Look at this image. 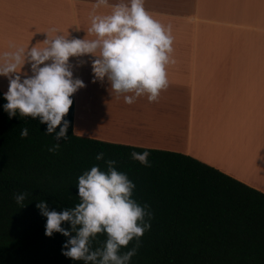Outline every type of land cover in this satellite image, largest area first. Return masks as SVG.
I'll use <instances>...</instances> for the list:
<instances>
[{
	"label": "crops",
	"instance_id": "crops-1",
	"mask_svg": "<svg viewBox=\"0 0 264 264\" xmlns=\"http://www.w3.org/2000/svg\"><path fill=\"white\" fill-rule=\"evenodd\" d=\"M94 4L0 0V54L42 42L53 29L69 38H93L87 34L91 15L110 11ZM145 7L172 29L175 62L167 66V88L154 102L141 96L127 104L106 78H94L89 57H70L73 65L78 59L87 61L73 69L74 77L85 83L74 93L75 134L182 153L264 193V128L254 135L257 142H251L245 157L250 173L224 163L211 148L215 143L210 136L233 132L242 116L253 131L264 124V0H145ZM24 71L31 74L28 65ZM8 86V78L0 76L3 93Z\"/></svg>",
	"mask_w": 264,
	"mask_h": 264
},
{
	"label": "trees",
	"instance_id": "trees-1",
	"mask_svg": "<svg viewBox=\"0 0 264 264\" xmlns=\"http://www.w3.org/2000/svg\"><path fill=\"white\" fill-rule=\"evenodd\" d=\"M3 94L0 89V264H84L62 254L67 237L45 235L46 217L36 204L45 200L58 212L74 207L78 177L94 165L106 170L107 160L133 181L132 198L151 213L150 229L120 249L136 247L129 264H264L263 192L182 153L76 135L74 94L64 117L68 137L60 141L39 118H9ZM56 143L60 147L50 152ZM144 151L148 166L131 156ZM101 152L104 159L97 160ZM19 192L28 194L24 207L14 198ZM106 239L97 234L92 249Z\"/></svg>",
	"mask_w": 264,
	"mask_h": 264
},
{
	"label": "clouds",
	"instance_id": "clouds-1",
	"mask_svg": "<svg viewBox=\"0 0 264 264\" xmlns=\"http://www.w3.org/2000/svg\"><path fill=\"white\" fill-rule=\"evenodd\" d=\"M107 6V13H93L87 34L93 38H69L57 29L46 33L42 42L32 46L15 47L0 54V76L9 80L3 94V105L9 118L30 116L47 124L46 133L55 132V138H67L69 121L64 117L73 104L72 95L85 87L82 79L74 77V67L86 63L78 59L70 63V57H89L95 79L104 80L118 96L132 104L138 97L146 96L149 102L159 98L168 86L167 66L174 63L172 57L174 38L171 26H165L145 7V0H95L94 8ZM42 44L43 46H40ZM29 66L30 73L24 71ZM57 126H61L56 132ZM28 128L21 136H28ZM56 143L48 150L56 151ZM148 151L133 152L134 160L150 165ZM104 159V153L96 155ZM116 161L107 160L106 170L94 165L78 177L80 202L62 211L49 210L45 200L36 207L46 217L45 235L60 233L67 237L62 245L64 256L84 264H129L136 247L121 253L122 246L141 237L151 227L148 205L141 206L133 198L135 184L126 173L114 167ZM26 192L15 194L17 204L24 207ZM149 217L148 220L145 217ZM67 223L70 227H64ZM73 233H75L73 235ZM105 233L107 239L102 248L91 247L92 239Z\"/></svg>",
	"mask_w": 264,
	"mask_h": 264
},
{
	"label": "bare ground",
	"instance_id": "bare-ground-1",
	"mask_svg": "<svg viewBox=\"0 0 264 264\" xmlns=\"http://www.w3.org/2000/svg\"><path fill=\"white\" fill-rule=\"evenodd\" d=\"M240 127H234L233 132H226V135L222 132H219V137H216L215 132H210V136L213 138L214 145H211V148L215 149V154L219 158L223 159L222 161L230 166L236 167L246 173H250L251 165L249 162H246V156L248 155L249 147L252 148L251 142H257L255 136L260 134L259 128L255 131L249 129L248 121L244 116L239 120ZM215 134V135H214ZM258 138V137H257ZM200 137L195 139L199 141ZM219 142L217 146L216 143ZM199 147H202L201 144H197ZM260 147V146H259ZM251 152V151H250ZM256 173V170H255ZM248 175V174H245ZM243 178H248V176H242ZM252 178L254 176H251ZM256 179V176H255Z\"/></svg>",
	"mask_w": 264,
	"mask_h": 264
},
{
	"label": "rangeland",
	"instance_id": "rangeland-1",
	"mask_svg": "<svg viewBox=\"0 0 264 264\" xmlns=\"http://www.w3.org/2000/svg\"><path fill=\"white\" fill-rule=\"evenodd\" d=\"M252 122H253V121H252ZM259 124H260V123H259ZM263 128H264V124H261L259 129H262V130H263ZM262 130H261V131H262ZM249 179H250V178H249Z\"/></svg>",
	"mask_w": 264,
	"mask_h": 264
}]
</instances>
